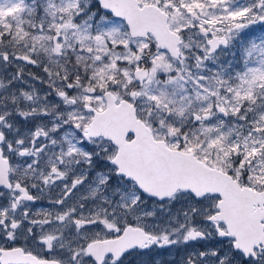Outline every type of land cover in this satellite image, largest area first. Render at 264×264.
<instances>
[{
    "label": "snow or ice",
    "instance_id": "snow-or-ice-1",
    "mask_svg": "<svg viewBox=\"0 0 264 264\" xmlns=\"http://www.w3.org/2000/svg\"><path fill=\"white\" fill-rule=\"evenodd\" d=\"M0 264H264V0H0Z\"/></svg>",
    "mask_w": 264,
    "mask_h": 264
}]
</instances>
